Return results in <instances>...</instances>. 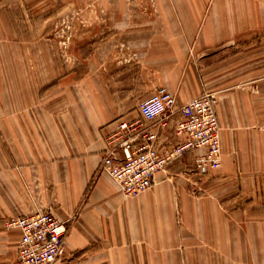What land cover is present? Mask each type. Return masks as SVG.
Listing matches in <instances>:
<instances>
[{
    "label": "rangeland",
    "instance_id": "rangeland-1",
    "mask_svg": "<svg viewBox=\"0 0 264 264\" xmlns=\"http://www.w3.org/2000/svg\"><path fill=\"white\" fill-rule=\"evenodd\" d=\"M169 11L167 0H0V149L12 125L22 134L59 122L54 110L105 109L107 77L123 65L142 80L154 63L163 81L192 78L195 92L218 98L222 142L237 131L243 160L208 174L191 155L171 164L180 257L167 264H264V36L199 57L177 49Z\"/></svg>",
    "mask_w": 264,
    "mask_h": 264
},
{
    "label": "crops",
    "instance_id": "crops-1",
    "mask_svg": "<svg viewBox=\"0 0 264 264\" xmlns=\"http://www.w3.org/2000/svg\"><path fill=\"white\" fill-rule=\"evenodd\" d=\"M167 2L169 15L177 19L175 29L184 39L179 44L177 38V49L197 50L202 52L199 57L239 45L244 49L243 44L264 36V0ZM156 65L151 64L150 80L137 79L131 65L108 75L105 109L54 110L59 122L49 118L35 131L23 125L22 134L11 126L9 144L0 149V162L11 164L0 170V264H18L21 233L6 229V224L39 207H49L69 225L65 253L55 264H167L180 257L179 207L173 198L175 188L166 178L174 175L171 164L156 173L152 189L135 197L123 195L109 175L99 172L110 134L120 122L137 117L140 103L156 88L167 87L178 105L199 96L192 78L179 79L176 74L170 82L163 81ZM257 78L250 75L247 81ZM217 114L221 118L218 106ZM171 123L161 133L166 148L179 140ZM231 132L229 143L223 131V159L242 162L243 140L237 131ZM186 155L194 159L193 153Z\"/></svg>",
    "mask_w": 264,
    "mask_h": 264
},
{
    "label": "built area",
    "instance_id": "built-area-1",
    "mask_svg": "<svg viewBox=\"0 0 264 264\" xmlns=\"http://www.w3.org/2000/svg\"><path fill=\"white\" fill-rule=\"evenodd\" d=\"M217 100L213 93L204 92L178 105L167 87L156 88L140 103L138 116L120 122L110 134L99 172L109 175L123 195L135 197L153 186L156 173L188 153L194 154L201 174L220 168L224 152ZM171 121L179 140L166 148L161 133ZM8 224L21 233L19 264H55L64 255L69 225L49 207L36 208Z\"/></svg>",
    "mask_w": 264,
    "mask_h": 264
}]
</instances>
